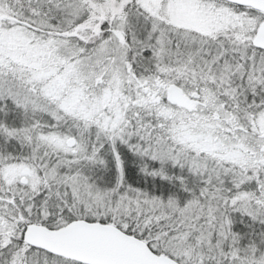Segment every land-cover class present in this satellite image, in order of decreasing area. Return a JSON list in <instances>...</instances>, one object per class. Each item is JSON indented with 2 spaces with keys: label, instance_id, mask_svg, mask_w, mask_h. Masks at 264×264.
Instances as JSON below:
<instances>
[{
  "label": "snow or ice",
  "instance_id": "6c2138e0",
  "mask_svg": "<svg viewBox=\"0 0 264 264\" xmlns=\"http://www.w3.org/2000/svg\"><path fill=\"white\" fill-rule=\"evenodd\" d=\"M0 264H264V0H0Z\"/></svg>",
  "mask_w": 264,
  "mask_h": 264
}]
</instances>
